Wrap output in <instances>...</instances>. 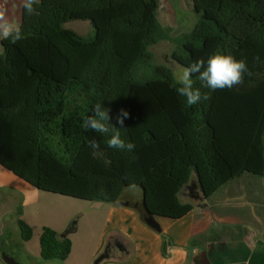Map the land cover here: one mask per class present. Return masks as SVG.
I'll return each instance as SVG.
<instances>
[{
	"label": "trees",
	"instance_id": "obj_1",
	"mask_svg": "<svg viewBox=\"0 0 264 264\" xmlns=\"http://www.w3.org/2000/svg\"><path fill=\"white\" fill-rule=\"evenodd\" d=\"M160 6L159 0H37L39 14L32 16L22 8L25 38L1 41L2 167L39 191L131 208L124 197L134 184L155 218L172 220L194 210L184 199L192 187L205 202L244 176L264 179V0H195L200 20L175 40L172 59L186 67L222 51L244 59L254 75L215 91L194 76V86L211 99L190 107L172 87L173 70L156 64L151 51L172 40L160 24ZM74 21L90 22L95 36L66 28ZM96 103L110 109L117 127L120 110L129 113L121 136L135 144L131 153L81 128ZM90 139L99 149L89 147ZM17 223L31 241L32 228ZM40 246L45 261L65 262L72 252L71 239L48 227Z\"/></svg>",
	"mask_w": 264,
	"mask_h": 264
},
{
	"label": "crops",
	"instance_id": "obj_2",
	"mask_svg": "<svg viewBox=\"0 0 264 264\" xmlns=\"http://www.w3.org/2000/svg\"><path fill=\"white\" fill-rule=\"evenodd\" d=\"M6 172L8 175L5 178L22 180L8 170ZM244 179L252 180L254 190L251 189L252 195L241 202L242 195H235L233 190ZM262 180L244 176L227 185L229 187L225 194L218 195V192L209 201L199 205L193 203L194 210L180 220L156 217L160 232L144 223L137 209L111 204L105 229L92 258L100 254L102 256L108 247L110 249L117 243L123 249L114 246L109 251L110 257L100 264H264V231L260 230L264 219L262 193L255 186L261 184ZM7 182L1 185L6 187ZM18 187L21 189L20 184ZM217 195L223 198L222 201L217 199ZM21 198L19 196V201L12 203L17 207L11 205L7 210L6 205H2L4 207L0 209V264H7V253L12 256L15 264H19L11 254L12 236L17 234L22 238L17 220L20 218L25 221L27 210L36 203L28 198L22 201ZM197 201L202 202V199ZM20 211L21 216L18 215ZM77 231L78 228L68 236L72 241V252L64 262L66 264L77 256L76 241L73 239ZM4 237L5 244H2ZM25 253L30 260L31 255L27 250Z\"/></svg>",
	"mask_w": 264,
	"mask_h": 264
},
{
	"label": "rangeland",
	"instance_id": "obj_3",
	"mask_svg": "<svg viewBox=\"0 0 264 264\" xmlns=\"http://www.w3.org/2000/svg\"><path fill=\"white\" fill-rule=\"evenodd\" d=\"M159 21L165 33L170 30V36L172 40H162L157 45L151 48V51L155 55V63L159 65H165L172 70L181 66L172 59V53L176 49L177 45L175 40L182 37L184 34L191 32L200 20V15L195 12V0H159ZM7 4L0 3V7H3L6 11V16L9 20L21 22V11L23 8V0H9ZM66 28L74 30L79 35L84 37H93L96 34L95 29L91 26L90 22L86 21H74L66 24ZM2 38H0V54L3 49L1 46ZM147 70L142 68L141 74H145ZM8 172L0 167V209H10L8 206L14 205L18 202L19 196L22 201L25 199L35 201V205L27 210L26 218L24 219L27 224L32 228L33 238L31 241L26 242L19 235L12 236L11 254L16 258L19 264H43L45 260L41 257L40 239L45 227L51 228L60 234H64L67 229L73 224L77 223L78 231L73 235V239L76 241V254L69 262V264H78L79 262L87 264H96L101 254L96 258H92V253L96 248L100 237L105 229L107 217L109 214V208L111 204L90 202L86 200H80L49 192L39 191L32 188L23 180L13 181L5 178ZM12 175V174H10ZM8 177V176H7ZM11 177H14L13 175ZM19 179V178H18ZM6 183V187L1 184ZM21 181V182H20ZM20 184L21 189H19ZM257 190H261L262 204L264 213V180L261 184H255ZM229 186L219 191L218 195H222ZM260 187V188H259ZM254 190V184L252 180L244 179L240 181V184L236 185L233 193L238 195L240 193L241 202L250 197ZM193 192H196L194 194ZM225 194V193H224ZM200 194L197 188L192 191L187 190L184 195L185 201H191L195 205H199L202 202H198L196 196ZM217 195V196H218ZM216 196V197H217ZM225 196V195H224ZM141 192L139 189L128 190L124 197V202H140ZM218 196V200L222 201L223 198ZM14 198L17 200L13 201ZM212 199V198H211ZM210 199V200H211ZM14 202V204H12ZM9 205H8V204ZM244 203V202H243ZM4 205V206H2ZM259 225V224H258ZM260 230L264 231V219L260 224ZM5 244V237L2 241ZM31 255L28 259L25 251ZM8 255V253L6 254ZM60 264H66L60 261Z\"/></svg>",
	"mask_w": 264,
	"mask_h": 264
},
{
	"label": "clouds",
	"instance_id": "obj_4",
	"mask_svg": "<svg viewBox=\"0 0 264 264\" xmlns=\"http://www.w3.org/2000/svg\"><path fill=\"white\" fill-rule=\"evenodd\" d=\"M37 0H23V8L29 15H38L34 5ZM0 38L10 40L11 43L24 39L22 27L19 23L9 20L6 11L0 7ZM259 60V57H256ZM245 75L251 77L252 73L244 59H237L230 53L217 51L211 54L206 60L198 59L186 67L177 66L172 71V87L182 97L185 98L187 106L197 105L202 101L211 99L209 93H202L200 87H195L196 80L200 82L201 87L210 91L217 89H231L234 86L244 82ZM129 117V113L121 109L116 117V124L111 123L110 109L102 107L101 103L94 105V114L86 115L83 118L81 128L83 130H92L97 133L108 135L107 144L109 148L132 152L135 144L126 141L121 136V129L124 128V121ZM89 147L94 150L99 149L100 145L95 139L88 141ZM135 185L128 186L129 190H134ZM43 264H60L58 259L44 261Z\"/></svg>",
	"mask_w": 264,
	"mask_h": 264
},
{
	"label": "water",
	"instance_id": "obj_5",
	"mask_svg": "<svg viewBox=\"0 0 264 264\" xmlns=\"http://www.w3.org/2000/svg\"><path fill=\"white\" fill-rule=\"evenodd\" d=\"M8 1L9 0H0V3L7 4L6 2ZM21 14H22V11H21ZM196 198L199 199L200 197L197 196ZM130 206L134 207L135 209L139 211L144 223H146L150 228L154 229L155 231H160L159 223L157 222L155 216L148 210L145 204L144 195H143V199L140 202L136 201V202L130 203ZM76 230H77V223L75 222L67 229V231L63 235H61V238L69 236L70 234L74 233ZM118 247L120 249H123L122 246L120 245H118ZM109 257H110V254H109V247H108L106 252L102 256H100L96 264H100L103 260L108 259ZM5 262L7 264H15V261L10 254L6 256Z\"/></svg>",
	"mask_w": 264,
	"mask_h": 264
},
{
	"label": "flooded vegetation",
	"instance_id": "obj_6",
	"mask_svg": "<svg viewBox=\"0 0 264 264\" xmlns=\"http://www.w3.org/2000/svg\"><path fill=\"white\" fill-rule=\"evenodd\" d=\"M114 246H117L118 247V244H114ZM114 246L110 247L109 251L111 252V249H114Z\"/></svg>",
	"mask_w": 264,
	"mask_h": 264
}]
</instances>
